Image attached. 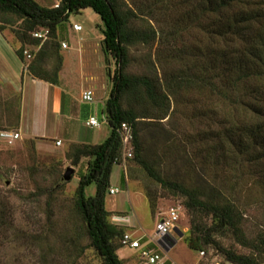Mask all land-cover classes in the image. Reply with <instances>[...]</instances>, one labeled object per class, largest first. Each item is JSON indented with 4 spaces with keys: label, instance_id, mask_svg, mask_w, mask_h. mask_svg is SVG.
<instances>
[{
    "label": "trees",
    "instance_id": "obj_1",
    "mask_svg": "<svg viewBox=\"0 0 264 264\" xmlns=\"http://www.w3.org/2000/svg\"><path fill=\"white\" fill-rule=\"evenodd\" d=\"M119 1L59 0L57 7L48 8L34 0H0V17L7 16V19L0 18V32L3 33V26L12 24L14 18L20 22L13 38L20 44L16 55L30 75L52 85L58 84L61 66L56 41L60 24L85 9H91L100 17L104 54L111 56L117 65L103 106L110 132L98 144L72 146L71 155L73 165H78L82 157L89 158L87 173L80 177L75 192V207L89 247L102 264H124L117 253L124 247L117 242L127 231L109 222L106 195L112 169L120 165L122 156L116 130L125 123L133 131L132 152L136 163L170 196L183 200L189 219V234L184 240L187 246L205 255L207 249H211L229 264H262L253 255L239 254L222 243L221 238L231 233L243 247L259 251L260 255L264 253V236L259 233L253 239L245 238L240 230V216L229 202L220 198L215 187L204 181L199 182V186H188L166 180L145 163L140 156L146 136L142 137L141 132L145 126L139 119L159 121L168 117L169 97L177 98L176 95L182 93L180 101L185 104L184 108L188 105L198 113L203 125V141L218 143L221 156L218 160L226 168H236L246 158L256 165L263 162L264 0H152V11L145 16L156 25L160 23L158 29L148 22L149 27L143 29L131 26L129 14L121 10ZM162 24L166 29L161 28ZM44 29L49 34L47 41L41 44L31 35ZM156 40L169 59L160 66L161 80L155 74L141 77L125 74L129 47ZM24 50L33 56L27 65ZM160 54H157L158 59ZM49 62L55 63L51 71L47 70ZM124 98L146 104L151 112L144 109L138 113L131 106L124 109ZM152 121L150 123H155ZM216 123L219 127L215 128ZM146 126L152 124L146 123ZM153 131L157 132L156 128ZM166 135L164 131L160 140H165ZM215 151L211 149L207 153ZM209 161L208 157L201 163L204 172ZM91 185L95 186V192L87 196L86 189ZM147 197L153 212L155 201ZM200 215L209 219V223L200 222ZM147 248L154 250L152 245Z\"/></svg>",
    "mask_w": 264,
    "mask_h": 264
},
{
    "label": "rangeland",
    "instance_id": "obj_2",
    "mask_svg": "<svg viewBox=\"0 0 264 264\" xmlns=\"http://www.w3.org/2000/svg\"><path fill=\"white\" fill-rule=\"evenodd\" d=\"M34 1L48 8L59 4V0ZM152 2L121 0L119 7L125 14H129L134 28L149 27L148 22L152 28L158 29L160 23L156 25L145 16L152 11ZM0 18L7 19V16L2 15ZM155 18L158 20L157 16ZM72 24L80 25L82 30L76 34L71 28ZM3 28V33L13 42L14 32L20 28V22L14 18L12 24H5ZM161 28L166 29L163 24ZM76 39L83 43L84 49L80 56L74 49ZM56 41L61 57L58 80L61 73L62 85L66 89L71 87L69 94L74 99L82 87L81 91L92 93L97 104H85L79 102L78 98L72 103L77 114H71L69 122L76 143L64 142L56 146L53 141L36 142L20 134L21 97L10 88L0 86V133L9 131L20 134V138L12 142L0 137V264H102L88 245L83 223L75 207V192L80 177L87 173L89 158L82 157L78 165H73L71 155L74 152L72 146L100 143L109 135L110 129L106 125H102L101 129L89 128L85 122L90 114L101 121L117 65L111 56L104 54L102 23L91 9L71 15L68 21L61 23ZM62 42L70 46L69 50L62 51ZM13 43L16 49L19 48L20 44L16 40ZM161 52L158 40L129 47V64L125 74L136 77L155 74L160 79V66L169 61L166 53ZM157 54L161 55V60ZM32 60L33 56L26 59V65ZM54 64L49 62L47 70L51 71ZM78 66H81L83 73L81 70L79 73ZM182 95L179 93L177 98L169 97L168 117L159 121L139 119L145 126L141 136H147L142 140L141 158L166 180L188 186H199V182L204 181L212 188L215 187L220 198L229 202L240 216V230L245 238L253 239L259 233L264 236V161L256 165L255 161L246 158L240 166L226 168L218 160L221 157L218 143L203 141V125L198 113L188 105L184 108L185 104L180 101ZM186 100L190 101L189 98ZM130 106L138 113L150 109L146 104L124 98L122 107L125 109ZM146 123L152 126H146ZM216 127H219L218 123ZM154 128L157 132L153 131ZM164 131H167L166 139L160 140ZM211 149L216 150L215 153H207ZM132 153L133 159L123 161L121 156L120 165H114L112 169L110 187L117 189V193L109 195L107 192L106 195L109 222L114 215L126 216L128 225L132 226L130 231L136 237L150 235L157 219L170 209H175L179 216L177 226L180 230L172 234L176 244L167 252V258L175 264H229L211 249H207L206 255L200 257L199 252L187 246L184 240L189 234V219L183 200L170 196L150 178L136 163L134 151ZM208 157L210 161L204 172L201 163ZM69 168L73 173L69 180H65ZM94 192V185L86 189L87 196H92ZM147 196L155 201L153 212ZM199 218L200 222L209 223V219L201 215ZM115 226L121 230L125 228V231L129 229L123 225ZM221 240L237 253L253 255L264 264V253L260 255L259 251L243 247L231 233H227ZM117 244L121 246L120 240ZM117 253L124 264H141L138 251L120 247Z\"/></svg>",
    "mask_w": 264,
    "mask_h": 264
},
{
    "label": "crops",
    "instance_id": "obj_3",
    "mask_svg": "<svg viewBox=\"0 0 264 264\" xmlns=\"http://www.w3.org/2000/svg\"><path fill=\"white\" fill-rule=\"evenodd\" d=\"M78 33L76 32V34ZM77 40L74 49L77 50V54L80 56L84 48L83 43H79ZM69 48L70 46L67 45L66 49H61L66 51ZM15 50V43L12 42V39L0 32V86L10 88L21 97L18 127L20 134L29 136L27 138H33L36 142L76 143L69 121L71 120V114H77L76 109L72 107V103L77 98L81 102L82 87L79 89V95L74 99L69 94L71 93V87L67 89L63 87L61 73L57 85L34 78L28 73ZM78 62H80V57ZM80 67L78 66L79 73ZM93 104H97V102L94 101ZM90 116H94V114H90ZM103 125L107 126V123ZM98 129H101V127ZM170 237L173 240V247L176 244L175 237L172 234Z\"/></svg>",
    "mask_w": 264,
    "mask_h": 264
},
{
    "label": "built area",
    "instance_id": "obj_4",
    "mask_svg": "<svg viewBox=\"0 0 264 264\" xmlns=\"http://www.w3.org/2000/svg\"><path fill=\"white\" fill-rule=\"evenodd\" d=\"M72 30L79 32L82 30V27L78 24H72ZM48 30H39L32 33V38L40 40L41 44L47 41L48 39ZM62 49H66L67 45L65 42L60 43ZM23 55L26 59H31V55L28 51L24 50ZM81 102L85 104L94 103L93 95L90 91H84L81 94ZM107 123L104 114H101V121H98L96 116H90L85 122V125L89 128H100L101 125ZM116 133L119 137L122 150L123 161L131 158L132 156V145H133V131L128 124H121L117 128ZM0 137L3 140L12 142L20 138L19 133L14 132H1ZM56 146L61 145L60 141L55 142ZM117 193V189H108L109 195H114ZM179 221L178 213L175 209H170L165 215L160 216L155 224V228L152 234L150 235H141L135 236L133 232L127 231L122 235L120 240L121 245L124 248H128L134 251L139 252L141 264H174L171 260L167 258V249L172 247L173 240L171 239V234L178 232L180 230L177 226ZM111 223L113 225H123L128 228L132 226L128 225V220L126 216L114 215L111 218ZM148 245H152L154 250H149ZM200 257H204L203 252L199 253ZM210 264H219L218 262H212Z\"/></svg>",
    "mask_w": 264,
    "mask_h": 264
},
{
    "label": "water",
    "instance_id": "obj_5",
    "mask_svg": "<svg viewBox=\"0 0 264 264\" xmlns=\"http://www.w3.org/2000/svg\"><path fill=\"white\" fill-rule=\"evenodd\" d=\"M72 173H73V170H72L71 168L67 169L66 174H65V176H64V179H65V180H69V178H70V176H71ZM177 233H178V232H177ZM180 235H181V234H180ZM168 251H169V249L166 250V252H168Z\"/></svg>",
    "mask_w": 264,
    "mask_h": 264
}]
</instances>
